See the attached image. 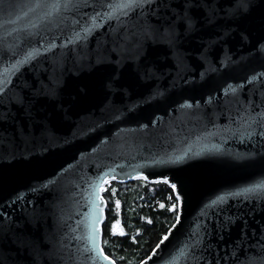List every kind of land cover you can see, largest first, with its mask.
Here are the masks:
<instances>
[{
	"label": "water",
	"instance_id": "water-1",
	"mask_svg": "<svg viewBox=\"0 0 264 264\" xmlns=\"http://www.w3.org/2000/svg\"><path fill=\"white\" fill-rule=\"evenodd\" d=\"M57 2L0 13V264H117L87 196L102 174L177 186L179 219L139 264H264V189L229 195L264 181V0L118 19L95 16L111 0ZM96 217L108 260L80 238Z\"/></svg>",
	"mask_w": 264,
	"mask_h": 264
},
{
	"label": "trees",
	"instance_id": "trees-1",
	"mask_svg": "<svg viewBox=\"0 0 264 264\" xmlns=\"http://www.w3.org/2000/svg\"><path fill=\"white\" fill-rule=\"evenodd\" d=\"M101 192L105 201L102 221V248L117 264H139L155 248L175 222L178 212L174 189L165 180L130 181L109 179ZM112 189H115L113 194ZM120 204L117 208L116 201ZM163 204L164 207L160 205ZM175 204L173 210L170 206ZM119 220V231L111 234V224Z\"/></svg>",
	"mask_w": 264,
	"mask_h": 264
},
{
	"label": "snow or ice",
	"instance_id": "snow-or-ice-1",
	"mask_svg": "<svg viewBox=\"0 0 264 264\" xmlns=\"http://www.w3.org/2000/svg\"><path fill=\"white\" fill-rule=\"evenodd\" d=\"M30 2L32 3L34 8H40V7H47L49 9V11L44 13L45 17L51 16L53 13L57 12L58 9L64 7L65 5L60 4L59 2H57V0H53V2L49 3L48 0H30ZM157 3V8L159 7V3L162 2V0H111V2L108 3V8H110L112 11L111 12H107L105 11L104 13H95V16L97 18H100L102 16H108V17H116L117 19L119 18V16L121 15H127L129 12H132L133 15H136V13L133 11L134 9H140V15L142 17H146V13L144 12L145 7L151 5L152 3ZM221 3H232V0H221ZM7 7L8 10H13L16 8V5L14 3V0H0V13H3ZM102 8L104 7L103 4L100 5ZM245 6V0H240V3L237 5L236 11H239V9L241 7ZM33 7L29 8V11L33 10ZM93 11L95 12V9H93ZM165 11H168V9H165ZM192 11V15H196L197 14V9H193ZM9 14H12V11L9 12ZM149 14H154L152 12V10L149 8ZM20 15H27V13L23 12V8H21L20 11ZM17 19H19V15L17 16ZM163 19V17H158L157 18V23L160 22V20ZM173 20L176 21H180L179 26L181 28L185 27V21L187 22V28L191 29L192 28V19L190 16H188L187 14L183 17L179 16V15H175L173 16ZM11 22V21H10ZM165 23L168 24L169 28L172 27V23L165 20ZM95 23H91L90 26L88 27H83L82 31L85 34V37L92 31V29L95 27ZM77 27H80V25H77ZM161 27H163V25H161ZM151 28H146L145 32L146 33H150ZM159 30V29H158ZM83 37H81L79 32H74L73 33V37L72 39L69 41L70 43L73 41H78L81 40ZM49 47H56V45L53 43L51 45H49ZM39 54V49H34L33 51H30L26 54L25 57V61L29 60L30 58H33L34 56ZM25 61H20L18 63H24ZM145 72L147 74L148 69L145 68ZM114 83H116L118 85V81H114ZM4 89L2 87H0V92H3ZM233 91H235L233 89ZM254 118L250 117L249 120L247 121V125L249 128L252 127V121ZM249 135H251V133H248ZM140 178H145L141 176ZM111 179H116L115 176H112ZM109 179L106 177V174H102L96 177L95 181L93 183H91L89 185V191L87 193L88 196V201L91 204L92 207L94 208H98L99 205H102L105 203V201L103 200V197L99 195L100 192H103L105 190V185L109 184ZM176 185L173 184L172 188L176 189ZM261 189H264V181H260L257 182L256 184L245 188L243 190H241L240 192L237 193H229V195L232 196H240V195H246L248 193H252V192H257ZM115 189H112L113 194L115 193ZM176 201L179 202L180 201V196L177 195L175 197ZM223 197H217L216 201H212L213 204H216L217 201H222ZM98 202V203H97ZM120 201L117 200L116 201V206L117 208L119 207ZM161 207H164L163 204L160 205ZM176 205L173 204L170 206L169 210H173L175 209ZM100 211H102V209H100ZM102 219V217H96L93 221L92 224H88L87 222H85V229L87 231V235L85 236H81V239H87L88 242L91 244V249L93 251H96L99 256H101L103 259L108 260L109 257L107 255L104 254L103 250L98 246L97 241H96V236L97 233L99 232V228L94 226L96 224L97 220ZM177 219H179V217H177ZM227 219V217H226ZM120 222L119 220L113 222L111 224V234H116L118 231L120 234H124V230L122 228L119 227Z\"/></svg>",
	"mask_w": 264,
	"mask_h": 264
}]
</instances>
